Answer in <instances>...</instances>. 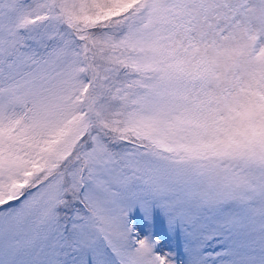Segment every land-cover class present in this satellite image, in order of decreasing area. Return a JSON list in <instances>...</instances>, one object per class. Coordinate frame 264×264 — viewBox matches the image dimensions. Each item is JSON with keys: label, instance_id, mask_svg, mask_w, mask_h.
Listing matches in <instances>:
<instances>
[{"label": "snow or ice", "instance_id": "obj_1", "mask_svg": "<svg viewBox=\"0 0 264 264\" xmlns=\"http://www.w3.org/2000/svg\"><path fill=\"white\" fill-rule=\"evenodd\" d=\"M0 264H264V0H0Z\"/></svg>", "mask_w": 264, "mask_h": 264}]
</instances>
